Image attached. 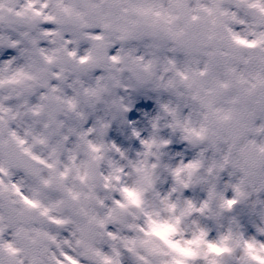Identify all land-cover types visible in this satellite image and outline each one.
<instances>
[{
	"label": "snow or ice",
	"instance_id": "snow-or-ice-1",
	"mask_svg": "<svg viewBox=\"0 0 264 264\" xmlns=\"http://www.w3.org/2000/svg\"><path fill=\"white\" fill-rule=\"evenodd\" d=\"M0 264H264V0H0Z\"/></svg>",
	"mask_w": 264,
	"mask_h": 264
}]
</instances>
